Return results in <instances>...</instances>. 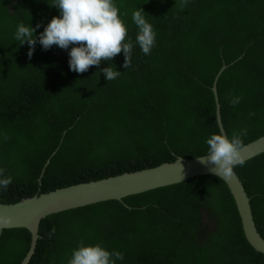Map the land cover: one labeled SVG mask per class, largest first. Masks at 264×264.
Listing matches in <instances>:
<instances>
[{"label":"trees","instance_id":"trees-1","mask_svg":"<svg viewBox=\"0 0 264 264\" xmlns=\"http://www.w3.org/2000/svg\"><path fill=\"white\" fill-rule=\"evenodd\" d=\"M55 2L0 0V178L12 177L1 204L206 155V140L220 133L212 87L222 66L216 94L226 135L247 129L245 145L264 136V0H115L134 44L131 67L121 52L84 73L70 70L73 46L44 50L37 39L30 58L27 42L14 39L20 23L38 38L60 15ZM140 8L157 33L149 55L135 43ZM110 65L122 75L107 81ZM79 130L84 157L71 159L62 153ZM234 171L264 237V153ZM39 236L28 264H68L82 240L123 253L116 264H264L214 175L50 215ZM31 240L25 228L0 230V264H21Z\"/></svg>","mask_w":264,"mask_h":264},{"label":"clouds","instance_id":"clouds-1","mask_svg":"<svg viewBox=\"0 0 264 264\" xmlns=\"http://www.w3.org/2000/svg\"><path fill=\"white\" fill-rule=\"evenodd\" d=\"M187 0H182L181 7ZM58 8L60 15L53 17L44 31L37 38L36 29L23 23L17 25L14 39L20 44L27 42L29 45L28 56L31 58L35 50L37 39L44 50L53 45L67 50L69 46L70 70L84 73L91 66H99L103 61H111L121 52L124 54L123 67H131V53L133 42L128 39V28L121 17L120 9L115 0H56L52 5ZM132 20L138 28L135 43L139 45L143 54L149 55L155 47L157 33L154 26L146 19V14L140 8L132 13ZM40 25H37V28ZM241 58V57H239ZM107 81L117 79L122 75L115 67L110 65L102 69ZM240 97L230 100L232 106L240 102ZM247 129L234 131L231 137L224 133L212 134L206 140L208 151L199 158L205 165H213L210 169L213 174L221 179L230 180L234 176V169L245 163L242 151L245 148L244 137ZM4 169H0L3 177ZM12 182V177L0 178V187L7 188ZM53 226L49 231V238L55 234ZM124 255L119 251L107 250L102 242L85 246L80 241L78 247L72 251L68 264H116L123 260Z\"/></svg>","mask_w":264,"mask_h":264},{"label":"water","instance_id":"water-1","mask_svg":"<svg viewBox=\"0 0 264 264\" xmlns=\"http://www.w3.org/2000/svg\"><path fill=\"white\" fill-rule=\"evenodd\" d=\"M226 66L215 75L212 87L216 123L220 133H225L219 110L216 94V83ZM264 153V136L245 145L242 154L245 162ZM195 158L177 157L172 162H165L157 167L147 168L135 172H127L121 175L111 176L105 179L90 181L59 188L48 193H42L34 197L23 198L15 204L0 203V230L25 228L32 236L31 246L21 264H28L36 253L39 240L40 223L50 215L86 207L90 204L105 201H123V199L145 193L164 186H170L186 182L195 177L213 174L210 170L213 165L202 164ZM49 165V161L45 166ZM44 170L42 173H44ZM230 180H223L234 197L242 227L249 244L258 252L264 254V237L259 233L254 221L250 198L241 179L234 171Z\"/></svg>","mask_w":264,"mask_h":264},{"label":"rangeland","instance_id":"rangeland-1","mask_svg":"<svg viewBox=\"0 0 264 264\" xmlns=\"http://www.w3.org/2000/svg\"><path fill=\"white\" fill-rule=\"evenodd\" d=\"M80 133H83V131L82 130L76 131L67 139L66 148L62 154L66 153L71 159L78 158V157L82 159L84 157V153L77 148V145L79 143L78 135ZM19 144L20 142L15 146V149H12L11 151L15 152L16 150H21ZM92 157H95V156H92Z\"/></svg>","mask_w":264,"mask_h":264}]
</instances>
